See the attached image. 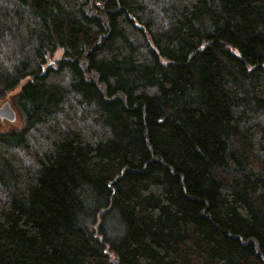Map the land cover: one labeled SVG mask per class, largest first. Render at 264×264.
Masks as SVG:
<instances>
[{"label": "trees", "instance_id": "1", "mask_svg": "<svg viewBox=\"0 0 264 264\" xmlns=\"http://www.w3.org/2000/svg\"><path fill=\"white\" fill-rule=\"evenodd\" d=\"M19 86L0 264H264V0H0Z\"/></svg>", "mask_w": 264, "mask_h": 264}, {"label": "rangeland", "instance_id": "2", "mask_svg": "<svg viewBox=\"0 0 264 264\" xmlns=\"http://www.w3.org/2000/svg\"><path fill=\"white\" fill-rule=\"evenodd\" d=\"M50 57H51V60H49L48 63H49V65L54 66V64L56 62L60 61L64 57H66V55L64 54V50L62 48H58L57 51L52 56L47 55L48 59ZM45 67L43 66V70L45 69ZM20 89H21V86L15 88L3 100L0 101V105L5 101L10 102V104L12 105V107L14 108V110L16 112V118L14 121H8L6 119L5 120L0 119V130L1 131H8V130H12V129H17L22 125L20 108H19L18 103H17V95L20 92Z\"/></svg>", "mask_w": 264, "mask_h": 264}, {"label": "water", "instance_id": "3", "mask_svg": "<svg viewBox=\"0 0 264 264\" xmlns=\"http://www.w3.org/2000/svg\"><path fill=\"white\" fill-rule=\"evenodd\" d=\"M16 118V112L8 101L3 102L0 105V119H6L8 121H14Z\"/></svg>", "mask_w": 264, "mask_h": 264}, {"label": "bare ground", "instance_id": "4", "mask_svg": "<svg viewBox=\"0 0 264 264\" xmlns=\"http://www.w3.org/2000/svg\"><path fill=\"white\" fill-rule=\"evenodd\" d=\"M3 120V119H2Z\"/></svg>", "mask_w": 264, "mask_h": 264}]
</instances>
